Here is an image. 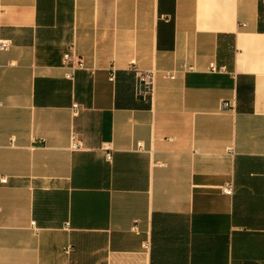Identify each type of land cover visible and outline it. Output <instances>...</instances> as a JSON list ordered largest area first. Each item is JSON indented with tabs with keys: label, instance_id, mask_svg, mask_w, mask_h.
<instances>
[{
	"label": "crops",
	"instance_id": "crops-1",
	"mask_svg": "<svg viewBox=\"0 0 264 264\" xmlns=\"http://www.w3.org/2000/svg\"><path fill=\"white\" fill-rule=\"evenodd\" d=\"M0 37V264H264V0H0Z\"/></svg>",
	"mask_w": 264,
	"mask_h": 264
},
{
	"label": "built area",
	"instance_id": "built-area-1",
	"mask_svg": "<svg viewBox=\"0 0 264 264\" xmlns=\"http://www.w3.org/2000/svg\"><path fill=\"white\" fill-rule=\"evenodd\" d=\"M118 1V0H113ZM12 44L9 40L3 39L0 37V55L9 51ZM129 66L136 75V85H135V95L138 99L146 100L148 98H152L154 94V79L155 73L154 70H139L136 67V62L134 60L129 62ZM63 69H64V77L66 80L73 81L75 73L80 70H85L84 63L80 58L75 54L74 48H71L69 52H67L63 57ZM208 72L211 74H226L227 68L218 66L216 63H210L208 66ZM109 81H114V70L110 72ZM74 114H77L78 109L80 108L79 105H73ZM223 108H228L229 105L227 103L222 104ZM137 149L142 151L143 146L141 143L137 144ZM70 150L73 152H81L84 151L82 142L77 138V136L73 135L71 138L70 143ZM103 152L105 153L106 160L108 162L111 161L112 158V150L110 146L106 145L103 147ZM6 179H0V184H6ZM222 192L225 196H232V185L228 184L222 188ZM31 227H35V223L31 222ZM68 224H66V228ZM132 232L138 233L137 226L134 225L132 227ZM150 248L149 242H144L142 244V249L148 251Z\"/></svg>",
	"mask_w": 264,
	"mask_h": 264
}]
</instances>
